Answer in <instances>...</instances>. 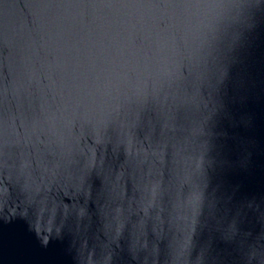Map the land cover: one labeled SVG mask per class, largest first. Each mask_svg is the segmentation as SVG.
<instances>
[{
  "label": "water",
  "instance_id": "1",
  "mask_svg": "<svg viewBox=\"0 0 264 264\" xmlns=\"http://www.w3.org/2000/svg\"><path fill=\"white\" fill-rule=\"evenodd\" d=\"M0 264H264V0H0Z\"/></svg>",
  "mask_w": 264,
  "mask_h": 264
}]
</instances>
